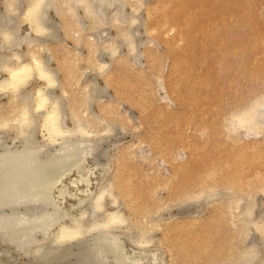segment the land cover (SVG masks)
<instances>
[{"label": "bare ground", "instance_id": "6f19581e", "mask_svg": "<svg viewBox=\"0 0 264 264\" xmlns=\"http://www.w3.org/2000/svg\"><path fill=\"white\" fill-rule=\"evenodd\" d=\"M21 3L22 0H3L4 13L0 14V264H68L66 261L70 257L76 259L74 264H165V259L158 253L151 255L145 250L152 241L153 223L149 217L139 215L149 211L152 214L157 209L156 204L147 209L152 202L154 184L151 185L156 178L152 177L150 181L146 176L139 178L137 170L131 168H125L124 172L128 173L123 174H110L108 169L99 168L101 141L113 134L116 128L112 119L119 117L112 109L111 118L96 120L90 117L92 105L107 93V84L102 86L99 77L107 82L110 80L108 63L94 58L96 73L86 74L84 70L82 75L86 76L82 77L86 84L81 87L86 92L85 100L79 107L81 110H77L74 102L78 100L69 97L61 70L54 66V56L47 47L50 41L61 37L59 32L64 22L55 20L52 10L60 11V14L67 10L79 16L78 11L83 9L94 23L103 25L108 19L117 24L128 21L130 29L132 23L138 22L137 16L128 18L123 0H62L61 6L57 0H26L24 10L20 12L21 19H18L12 14L20 10ZM263 4L264 0H173L156 25L157 35L163 36L165 26L175 29L177 36L173 40L180 43H175L176 46L185 50L187 65L194 64L189 36L193 30L198 35L201 58L210 57L204 43L206 37L211 36L218 44L226 41L228 51L237 55L238 73L244 80L264 87V24L257 11ZM112 7L114 9L109 13ZM79 19L82 18L79 16ZM22 22L29 26L26 33L22 32ZM79 25L83 27L85 23ZM134 28L123 32L125 36L120 41L132 53L138 51V44L135 47L132 40L138 31ZM248 35L253 37L252 46L248 44ZM114 44L102 49L114 56L112 53L119 52ZM91 49L94 50L92 46ZM210 60L213 70L220 59L210 57ZM22 66L29 70L12 81L10 71L6 69ZM188 76L192 77L191 69L174 74L179 78V85H185L184 93L181 89L173 90L169 80L165 83L175 95L181 94L188 99ZM195 80L203 92L202 106L198 109L202 118L192 127L202 134L201 137L190 141L192 129L174 132L169 128L155 141V146L167 153L175 138L189 137L186 145L194 143L193 152L179 161L181 174L178 177L184 179L172 186L168 184L169 195L188 199L195 196L192 194L197 187L195 178L210 164L215 168L203 182L209 187L215 182L232 187L225 194L229 196L218 204L214 201L215 190L201 195L202 201L195 205V211L192 209L191 215L195 218L191 220L210 209L213 214L210 218L200 217L198 229H194L192 221L176 220L171 232L172 247L177 249L181 260L198 263L206 259L210 264L216 253L223 257L232 243L246 241L239 251L226 254L230 264H264V214L257 212L255 196L245 191L248 171L259 167V159L264 160V100L241 107L228 117L225 127L230 136L239 131L248 136L244 140L233 138L235 142H232L231 138L222 135L223 124L219 118L208 119L218 114L221 99L214 90V77L206 69L197 74ZM123 85L124 89L119 84L118 93L138 100L137 87L131 82ZM165 93L168 99L170 91ZM4 98L6 100L1 101ZM41 103L43 107H40ZM24 113H27L26 122L22 119ZM179 113L187 118L193 110L181 106ZM229 170H232L230 175ZM187 203L181 209L191 211L193 205ZM130 211L139 215L138 222L132 226ZM256 234L261 235L262 244L253 240ZM73 245L77 247L76 252L71 251Z\"/></svg>", "mask_w": 264, "mask_h": 264}, {"label": "rangeland", "instance_id": "374dc122", "mask_svg": "<svg viewBox=\"0 0 264 264\" xmlns=\"http://www.w3.org/2000/svg\"><path fill=\"white\" fill-rule=\"evenodd\" d=\"M57 1L60 4L59 6H61L62 0ZM123 2L125 3V11L128 15V18L130 19L131 17L137 16L136 19L138 22L132 23L133 26L131 29L135 27L138 28L139 31L134 33L136 34L134 38L132 37L135 47H137L136 44H138V48H136L138 51H135L137 54H139L138 56H131L135 52H129L128 46L126 48V45L123 44L122 46V42H120L122 40L121 37L125 36L124 33H127L129 30H131V26L128 21L127 23L120 22V24L118 22L117 24L116 21L108 19L105 21H109L108 24L104 22L103 25H101L102 23L100 22L94 23L93 18L88 17L84 13L83 9L79 10L78 13L84 22L81 21L82 19H79L77 14L70 13L67 10L64 12L62 10L61 14L59 13L60 11L57 13L55 10V12L52 10L51 13L54 19L64 22H62L63 25L59 32L61 37L58 36L59 38L49 42L47 46L49 49L48 51L54 56V66L60 68L61 70L62 82L68 91L69 97H73V101L78 100L74 102V106L77 110L82 107L81 105L85 100L86 92L81 87L83 83L86 84V79L84 80L83 78L86 75H82L85 73L84 70L86 71V74L96 73L95 71H97V62H95V59H100L99 61H102L103 59V61H106L109 65L108 75L110 80L107 82V80L105 81L103 77H99V82L102 86L107 84L106 94L108 97L105 94V97L103 96L104 98L102 97L100 99L101 101L99 100L97 103L95 102L92 105L91 109L93 110H91V113L96 114L92 115L90 113L93 116L92 117L90 115V117L96 120L99 119V117L111 118V109L119 114V117L112 119L114 120V127L116 128V130L113 132L114 135L111 133L109 137L107 136L101 141L102 145L99 148L100 151H98V159H101L99 160V168L101 170L108 169L110 174L118 172L121 174L128 173L124 172V169L131 168L135 169V171L137 170L136 173L139 178H144L146 176L148 177V181H150L152 177L156 178V181H154V183L151 185L152 187L154 184L153 198L147 209L152 208L154 204H156L157 209L153 211L152 214H150V211L144 214H139L142 215V217L143 215L145 217H149L152 219L151 224L153 223L151 229L152 232L150 233L151 235L153 234L151 241L153 243L150 242V244L146 246L145 250H147V252H149L151 255L153 253H158L163 260L165 259V264H208L206 259H203L198 263H192L183 259L181 260L179 253H176L177 249L172 247L173 239L171 237V232L173 227L176 225L175 221L178 219L180 222L185 220L186 222L192 221L194 222V229L200 228V217L203 216L202 218H210V216L213 214V211L210 209L207 212H203L202 216L197 217L198 221H195L197 219L191 220L195 218L192 217L191 213L193 210L195 211V205L199 204L200 200L203 198L201 195L215 190L217 196L215 197L214 201H216V204H218L223 199L227 198V196H229V194L227 196L225 194H227V192L229 193L228 189L230 190L232 186L227 183L219 182L213 183L212 187L207 186L208 183L203 182L204 177H206L209 173H212L213 168H215L214 164H210L211 166L209 165L207 170L201 172V175L195 178L196 181L194 184H196L197 187L194 188L192 192V194L195 193V196L193 195V197L188 199L185 196L178 197L177 195H169L167 189L168 184L172 186L177 181L184 179L178 177L181 174L178 167L179 161H181L184 157H188L189 153L193 152L194 143L190 142L189 146L186 145V142L189 141V137L185 138L183 136L181 138H175L172 143H170V146L172 147L170 152L167 153L166 151L157 148L155 146V141L156 139H160L161 135L168 131L169 128L174 129V132L192 129L193 133L190 135V141H193L198 136L199 138L201 137L202 134H200V132H195L197 129L192 127L193 123L202 118L198 109L202 106L203 92L202 87L199 83L197 84L195 80L196 75L201 71L207 69L209 71V75L214 77L216 81L214 90L221 97L218 114H213L208 119L212 120L213 118H219L223 124L221 131L222 135L225 138H231L232 140H230L232 142H235L233 141V138L244 140L248 136L241 131H239L237 134L233 133V136H230V133L225 127L226 122H228V117H231V115L241 107L246 108L251 106L259 99L260 101H263L264 87L263 85H257L254 82L244 80L242 74L238 73L236 59L237 55L234 51H228V42L225 41L221 44H218L211 36H208L204 40L208 55L211 58L220 59L216 63L215 68L212 70L210 57H200L199 41L197 39L198 35L196 30H193L189 35L192 42V56L194 58V64L187 65V62L184 59L185 50L176 46L180 44L179 42H174L175 36H177L176 30L172 27L165 26L164 32L162 33L163 36L160 37V35H157L158 28L156 25L165 16V13L171 6L173 0H123ZM25 4L26 0H22L20 10L14 12L12 16L16 15V18L21 19L20 12L22 13L24 10ZM113 9L114 8L112 7L108 12L110 13ZM257 11L261 23L264 24V4L261 7H258ZM2 13H4V4L3 0H0V14ZM71 14H73V18ZM75 15H77V17H75ZM78 23H83V25L85 23L83 26L84 29H82L83 27H80L82 25H79ZM28 28L29 26L25 22H22V32L26 33ZM83 31L84 33H82ZM90 36L94 39H92ZM180 38L181 37H179V39ZM93 43L98 45H92ZM108 43H110L109 45L112 46L115 43L114 45L119 49H122V52L117 48L115 50L121 53L118 52V54L114 50L115 53H112L114 56H109V54L104 52L102 49L103 46L108 47ZM252 43L253 37L248 35L249 46H252ZM78 44L80 45L77 47ZM90 45L95 51L91 49ZM120 45L121 47H119ZM79 47L82 48V51H80L81 49ZM79 52H81L82 55ZM98 52H101L99 53L101 55H99ZM94 53L97 54L95 55ZM97 55H99V58ZM75 61L77 62L75 63ZM92 62L93 64H91ZM187 69L192 70V77L188 76L190 91L188 99H185L181 97V94L175 95V93H173L166 85L165 81L169 80V82H171L173 90L181 89V92L184 93L186 90L185 85H179V78H175L174 74L177 73L179 75L183 72L185 73ZM66 76L68 78L70 76V78L67 79ZM158 79L161 80L158 81ZM160 81L163 82V85ZM127 82H131L137 87L140 93L138 100H131L127 96L123 97L118 93L119 84H121V87L124 89L123 83ZM160 85L164 86L162 90V86ZM166 90L167 92L170 91L168 99L165 97ZM108 94L111 95V98ZM5 100L6 99L4 98L1 101ZM181 106L192 109L193 114L187 118H184L179 113ZM115 162L119 164H116ZM230 166L232 167V165ZM258 166V168L256 167L248 171V185L246 186L245 191H247L246 193H249L252 197L255 196L254 198L256 199L257 212L264 214V160L259 159ZM228 173L230 175L232 170H229ZM209 188L212 189L210 190ZM231 193L232 190L230 191V194ZM239 194L244 195L243 192H240ZM119 198L122 201L123 197L120 196ZM108 201L109 200H107V202ZM187 202H191L190 204L193 205V207L190 206L191 211L190 209H188L189 211L181 209V206H185L184 203ZM176 204L179 207H177ZM165 205H167V207ZM166 208H169L170 210H167ZM164 209L167 211H164ZM163 211L164 213H162ZM158 212L159 214L155 215ZM139 215L130 211L129 222L130 224L132 223L131 226L138 222L137 220L139 219ZM154 215L156 217H154ZM160 215H162L163 218ZM128 229L130 230V227H125V230ZM253 240L256 244H262L263 242L262 237L259 234H256V236L254 235ZM244 242H242V244L239 242L232 243L227 253H225V255L223 254V257L221 253H216V262L213 260L210 264H230L231 260L228 258V256L231 255V252H234L233 250L239 251ZM71 251L76 252L77 247L73 245ZM75 261L76 259L74 260V258L70 257L66 262L68 264H74Z\"/></svg>", "mask_w": 264, "mask_h": 264}, {"label": "clouds", "instance_id": "9594fccd", "mask_svg": "<svg viewBox=\"0 0 264 264\" xmlns=\"http://www.w3.org/2000/svg\"><path fill=\"white\" fill-rule=\"evenodd\" d=\"M4 39H5V40L8 39V36H7L6 34H5V36H4ZM36 67H37V68L39 67L38 62H37V64H36ZM28 70H29V69H28L27 66H22V67H20V68H18V69H11V70L6 69V71H10V75H11V80H12V81L17 80V79L20 77V74H21V73H24V72H26V71H28ZM40 107H43V103L40 104ZM26 116H27V113H24V114H23V117H22V119H24V122H26Z\"/></svg>", "mask_w": 264, "mask_h": 264}]
</instances>
